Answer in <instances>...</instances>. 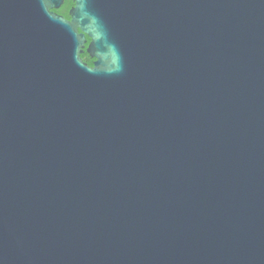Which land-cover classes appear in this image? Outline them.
Segmentation results:
<instances>
[{
    "label": "water",
    "instance_id": "water-1",
    "mask_svg": "<svg viewBox=\"0 0 264 264\" xmlns=\"http://www.w3.org/2000/svg\"><path fill=\"white\" fill-rule=\"evenodd\" d=\"M71 1L0 0V264H264V0Z\"/></svg>",
    "mask_w": 264,
    "mask_h": 264
},
{
    "label": "flooded vegetation",
    "instance_id": "flooded-vegetation-1",
    "mask_svg": "<svg viewBox=\"0 0 264 264\" xmlns=\"http://www.w3.org/2000/svg\"><path fill=\"white\" fill-rule=\"evenodd\" d=\"M75 3L70 0V5L68 6L66 3V0H64V3L61 5L60 8L53 10L54 14L63 17L67 21L71 20L70 12L74 8ZM156 32V19L152 15V13L148 10L145 17L144 22V34L145 38L148 43H150L151 38L153 34ZM92 38L87 36L86 37V45L84 49V53L81 55L82 60L89 66L94 67L95 63L97 62V59L91 55V52H89L90 46L92 44ZM84 56V58H83Z\"/></svg>",
    "mask_w": 264,
    "mask_h": 264
},
{
    "label": "trees",
    "instance_id": "trees-1",
    "mask_svg": "<svg viewBox=\"0 0 264 264\" xmlns=\"http://www.w3.org/2000/svg\"><path fill=\"white\" fill-rule=\"evenodd\" d=\"M66 3L69 6L70 5V0H66ZM83 58H84V56H83Z\"/></svg>",
    "mask_w": 264,
    "mask_h": 264
}]
</instances>
